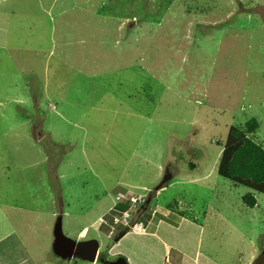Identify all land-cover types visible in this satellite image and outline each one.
Returning <instances> with one entry per match:
<instances>
[{"label": "rangeland", "instance_id": "rangeland-1", "mask_svg": "<svg viewBox=\"0 0 264 264\" xmlns=\"http://www.w3.org/2000/svg\"><path fill=\"white\" fill-rule=\"evenodd\" d=\"M250 119L264 148V0H0V204L36 208L1 263L90 264L61 220L128 264H264V196L216 173Z\"/></svg>", "mask_w": 264, "mask_h": 264}, {"label": "trees", "instance_id": "trees-1", "mask_svg": "<svg viewBox=\"0 0 264 264\" xmlns=\"http://www.w3.org/2000/svg\"><path fill=\"white\" fill-rule=\"evenodd\" d=\"M244 127L247 134L237 129L228 132L229 137L219 158L216 173L219 177L251 191L242 196V202L246 208H253L256 204L254 193L264 196V148L246 136L258 130V121L250 119ZM115 207L125 211L124 207ZM122 232L119 238L129 230L124 228Z\"/></svg>", "mask_w": 264, "mask_h": 264}, {"label": "water", "instance_id": "water-1", "mask_svg": "<svg viewBox=\"0 0 264 264\" xmlns=\"http://www.w3.org/2000/svg\"><path fill=\"white\" fill-rule=\"evenodd\" d=\"M54 254L63 260L78 259L84 262L94 264L97 262V251L99 243L94 239L74 242L68 239L62 232L61 222L58 221L53 227ZM103 264H128L124 258H117L115 261H104Z\"/></svg>", "mask_w": 264, "mask_h": 264}, {"label": "crops", "instance_id": "crops-1", "mask_svg": "<svg viewBox=\"0 0 264 264\" xmlns=\"http://www.w3.org/2000/svg\"><path fill=\"white\" fill-rule=\"evenodd\" d=\"M21 196H22V193H21ZM46 197H47V200H49V202H50V204L53 202V194H52V196H50V194H48V195H46ZM25 198H26V194H25ZM42 200H46V198H45V194H43L42 195ZM46 200V201H47ZM38 202V201H37ZM37 202H35V205H36V203ZM12 205V204H11ZM35 205H33V204H31L30 206H35ZM18 208H19V211H21V212H24L25 210H27V207L26 208H24V207H21V206H17ZM38 207V206H37ZM60 207V206H59ZM62 207V206H61ZM36 208H34V209H32V210H35ZM39 209V208H38ZM264 209V208H263ZM262 209V210H263ZM32 210H27V212H35V211H32ZM0 211H5L6 213L5 214H2L1 212H0V246H1V244H3L4 242H6V240L7 239H9V238H13V239H16L15 241H20L19 239H21L22 238V236H21V233L18 231V228L17 227H19L21 224L19 223V222H21L22 223V221L21 220H19L18 219V217H14V214L12 213V211H18V209L13 205V206H3V205H1L0 204ZM18 211V212H19ZM50 211V214H51V210H49ZM60 212H61V214L63 213V210H60ZM54 214L55 213H52V217L54 216ZM262 215V214H261ZM23 217V216H22ZM51 217V216H50ZM258 217H261V218H258L260 221L262 220V222H264V211H263V215L262 216H258ZM21 218V217H20ZM59 219V218H58ZM100 218H98V220H99ZM23 220L25 221L26 220V218L25 217H23ZM97 220V221H98ZM58 221H61V220H58ZM57 221V222H58ZM9 223H11V224H13L14 226L13 227H11V225L9 224ZM62 225V224H61ZM200 227H202V226H200ZM9 229V230H8ZM202 230V229H201ZM85 231H86V229H82L80 232H79V234H78V237H80V238H83L84 237V235H85ZM140 236H144V237H149L150 236V234L149 233H140ZM124 237H126V234L123 236V238ZM123 238H121V239H123ZM150 238H153V237H150ZM119 241H121L120 239H119ZM116 242V241H115ZM119 243V242H118ZM115 245L116 244H114L112 247H111V249H110V251L112 250V248L113 247H115ZM10 248H7V246L5 245V247L3 248H1L0 247V258L3 260V261H5V260H7V259H9V257H10ZM181 252H183V251H181ZM166 255V257H167V254H165ZM183 257H184V252H183ZM185 258H186V256H185ZM8 261V260H7ZM164 261H166V263L168 262L169 263V261H170V259L168 260L167 258H165L164 259ZM0 264H2L1 263V261H0ZM95 264V263H94Z\"/></svg>", "mask_w": 264, "mask_h": 264}, {"label": "flooded vegetation", "instance_id": "flooded-vegetation-1", "mask_svg": "<svg viewBox=\"0 0 264 264\" xmlns=\"http://www.w3.org/2000/svg\"><path fill=\"white\" fill-rule=\"evenodd\" d=\"M81 241H82V240H81ZM117 258H119V256L116 257V259H117ZM116 259H114V260H112V259H108L107 255H103V254L98 255V251H97V262H101V263L103 264L104 261H110V262H113V261H115ZM97 262H96V263H97Z\"/></svg>", "mask_w": 264, "mask_h": 264}, {"label": "built area", "instance_id": "built-area-1", "mask_svg": "<svg viewBox=\"0 0 264 264\" xmlns=\"http://www.w3.org/2000/svg\"><path fill=\"white\" fill-rule=\"evenodd\" d=\"M124 216H126V214H124Z\"/></svg>", "mask_w": 264, "mask_h": 264}, {"label": "clouds", "instance_id": "clouds-1", "mask_svg": "<svg viewBox=\"0 0 264 264\" xmlns=\"http://www.w3.org/2000/svg\"><path fill=\"white\" fill-rule=\"evenodd\" d=\"M127 229H128V227H127Z\"/></svg>", "mask_w": 264, "mask_h": 264}]
</instances>
